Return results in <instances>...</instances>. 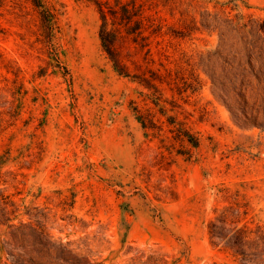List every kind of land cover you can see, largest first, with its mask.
<instances>
[{
	"label": "rangeland",
	"instance_id": "374dc122",
	"mask_svg": "<svg viewBox=\"0 0 264 264\" xmlns=\"http://www.w3.org/2000/svg\"><path fill=\"white\" fill-rule=\"evenodd\" d=\"M40 1L48 39L0 9V264H237L208 227L264 233V0H121L147 28L108 25L123 74L94 0Z\"/></svg>",
	"mask_w": 264,
	"mask_h": 264
},
{
	"label": "trees",
	"instance_id": "16d2710c",
	"mask_svg": "<svg viewBox=\"0 0 264 264\" xmlns=\"http://www.w3.org/2000/svg\"><path fill=\"white\" fill-rule=\"evenodd\" d=\"M4 2L5 0H0V9ZM30 2L38 15L40 29L48 39L53 30V14L44 9L40 0H30ZM94 3L101 21L99 38L102 47L118 74H123L114 52L117 29L109 31L108 25L125 27L126 35L136 42V37L143 38L142 34L147 29L143 23L141 9L133 2L124 3L121 0H94ZM244 28L248 30L251 39L244 41L243 38L242 46L246 54L250 55L256 48L261 49L260 45H257V40H262L264 36V22H251L249 25H244ZM212 81L216 86L214 80ZM181 135L189 144L197 147V142L193 138L184 133ZM0 212L5 214L6 207H2ZM226 215L227 213L223 212L210 222L208 235L211 245L227 251L237 264H264V233L253 232L246 226L239 227V220L227 225Z\"/></svg>",
	"mask_w": 264,
	"mask_h": 264
}]
</instances>
